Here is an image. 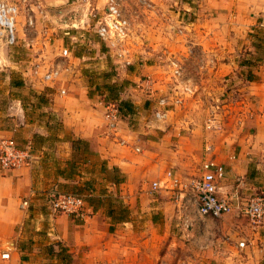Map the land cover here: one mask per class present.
<instances>
[{
  "label": "crops",
  "instance_id": "1",
  "mask_svg": "<svg viewBox=\"0 0 264 264\" xmlns=\"http://www.w3.org/2000/svg\"><path fill=\"white\" fill-rule=\"evenodd\" d=\"M179 4V11L188 12L190 17L181 34L175 33L179 27L177 9L163 11L169 22L162 23L159 13H154L155 18L146 25L154 38L151 50L156 51L162 42L164 54L148 63H141L135 54L140 62L120 66L126 80L137 85L119 99L129 100L134 108L145 102L139 99L141 93L154 95L153 90L158 89L157 95L162 94L166 81L161 79L171 75L168 60L180 65L191 93H183L182 102L173 105L160 123L134 119L130 114L120 116L115 129H109L103 119L102 96L87 91L67 95L62 89L42 107L41 121L27 124L20 98L12 100L18 121L13 120L14 126L0 124V134L13 138L21 131L25 136L21 147L30 146L34 156L29 166L0 171V264H63V255L67 256L64 264H141V256L150 255L148 247L147 252L145 249L147 231L140 229L141 223L154 227L164 220L172 229L181 227L179 209L169 192L163 188L153 191L151 184L164 181L168 171L187 181L167 162L180 164L187 158L186 150L171 146H178L186 136L181 134L189 122L181 116L188 115L183 109L184 98L195 92L198 99L200 91L207 90L191 77L225 79L215 87L219 104H215L214 161L225 169L218 195L233 197L236 211L243 204L242 194L255 189L264 192V55L258 58L259 45L251 35L260 36L264 31V0H192ZM37 7L41 13L58 11L60 16H67L57 21L58 26L72 30V38L78 35L83 44L97 46L102 58L101 41L90 28L91 19L82 0H37ZM51 20L56 21L53 16ZM160 35L163 39L154 43ZM165 35L178 37L179 42L171 39L168 43ZM84 58L94 60L92 56H74V64L79 63L80 68ZM72 70L79 72L78 67ZM141 76L149 77L151 86L146 88ZM35 135L42 137V144L34 140ZM73 141L85 142V148L75 147ZM71 163L76 173L72 179L57 174ZM43 173L49 176L44 178ZM83 184L91 188L92 200L82 218L51 215L45 201L48 189L56 185L59 191L69 192ZM25 199L29 201L27 209L21 206ZM2 254L7 258L2 259ZM150 257H154V250Z\"/></svg>",
  "mask_w": 264,
  "mask_h": 264
},
{
  "label": "rangeland",
  "instance_id": "2",
  "mask_svg": "<svg viewBox=\"0 0 264 264\" xmlns=\"http://www.w3.org/2000/svg\"><path fill=\"white\" fill-rule=\"evenodd\" d=\"M5 1H19V15L16 25L17 44L13 47H6L0 42V124L2 126L6 127L8 124L14 126L16 122L13 120L18 121L12 108L13 99L20 98L24 111L23 121L30 124L36 120L41 121L44 115L41 112L42 107L49 104L53 97L59 96L62 89L66 91L67 95L71 92L81 95L87 91L89 95L90 93L97 94L106 101L112 102L117 98L119 99L122 93H129L131 86L137 85L128 79L126 80L123 76L121 67L115 59V49L100 40L101 52L104 56L102 55V58L99 59L97 46H93L92 43L88 46L83 44L80 42L82 38L78 35L72 38V30L58 26L57 21L60 22L59 19L65 17L60 16L58 11L50 14L41 13V8L37 7V0ZM103 1L105 0H100V4H98V0H92L91 4L92 6L93 4L100 5L98 9L102 12ZM191 1L117 0L130 23V31L124 47L129 50L131 65L140 62L136 61L135 54L143 60L141 63H148L151 60H156V56L159 54L158 57H160L166 50L162 42L157 46L156 51L151 50V39L154 38L149 35L146 25L149 21L150 23L153 21L154 13H159L160 21L164 23L169 21L163 16V11L172 12L173 9H177V14H179L177 15L178 29H181L190 22V17L188 12L179 11V3H190ZM82 3L85 4L83 0ZM52 16L55 17L56 21L51 20ZM181 19L185 23H180ZM91 30L94 33V30ZM77 31L82 34L85 33V30ZM65 32L69 34H64ZM134 32L137 37H135ZM175 33L177 34V31ZM251 35L257 40L256 43L259 45L257 48L258 58L262 59L264 55V31L261 32L260 36L258 34ZM165 36L168 43L171 39L178 41V37L174 38L173 35ZM158 39L161 41L163 38L160 35V38H156L154 43H158ZM64 49L70 54L63 56ZM191 52H195L194 49ZM74 56H92L94 60L84 58V62L81 63L83 66L79 68V63L74 64ZM94 61L98 64L102 62V65L92 66L91 63ZM52 67L59 68V77L51 82L44 81L43 75ZM72 67L74 69L78 67L79 72L73 71ZM169 76L170 79H161V81H166L161 95H157L158 89L153 90L154 95H151L152 92L151 94L146 93V96L141 93L139 99L142 102L145 100V102L133 108L134 119L140 118L150 121L156 100L165 94L172 93L170 89L176 90V82L171 78V75ZM157 77L161 76L157 74ZM20 79L23 82V87L10 89V81H19ZM147 79L149 77L141 76L142 81ZM112 80L113 82H111ZM191 80L201 84L203 88L206 87L207 90L200 91L201 94L198 99L195 92L184 98L183 109L188 112V115L181 114V116L183 118L185 116L184 119L189 118V122L181 130V134L186 136L181 143H178V146H171L178 150H186L188 152L187 158H183L180 164L167 162L169 168L174 167V169L179 170L183 174H181L182 176L187 177L188 182L198 177L201 163L204 160L215 158V104H219V101H215V87L220 86L225 79L211 80L191 77ZM107 85L108 87L112 85V94L110 95L105 91ZM91 87L93 90L90 89ZM36 91H39L40 94H37ZM220 104H227V101ZM5 112L8 115L5 116ZM19 118L21 119V117ZM58 131L59 127L56 126L54 132L57 133ZM24 137L21 131H16V134L13 135V139L20 143V147L24 144ZM34 140L38 144L43 143V140L35 138ZM163 150L164 146L161 147V153ZM191 151H193L194 156L189 155ZM42 176L45 178L49 174L43 173ZM255 195L264 197V192L255 189L245 195L242 194L241 202L243 204L239 207L240 209L221 218L201 217L193 209H189L186 211L178 210L181 216L179 219L182 223L181 227L177 226L172 229L170 225H165L164 220H161L154 227L145 226L141 223L140 229L146 230L148 235L146 237L148 239V244L145 247L146 252L147 247L150 250V255L153 254L154 250L152 259L150 255L141 256V264H264V241H261L264 237V217L260 222L254 223L243 212L249 198ZM179 220L177 218V221ZM242 241L245 242L244 247L239 246ZM249 261L251 263H248Z\"/></svg>",
  "mask_w": 264,
  "mask_h": 264
},
{
  "label": "built area",
  "instance_id": "3",
  "mask_svg": "<svg viewBox=\"0 0 264 264\" xmlns=\"http://www.w3.org/2000/svg\"><path fill=\"white\" fill-rule=\"evenodd\" d=\"M88 6V17L91 19L90 28L101 41L115 49V59L123 68L132 64L129 58V50L124 47L125 40L130 31L128 18L121 10L117 0H106L102 12L96 4H91L92 0H83ZM19 15V4L0 0V39L6 47H13L17 44L16 25ZM183 22V19L180 20ZM182 28L177 30L181 34ZM63 56L69 55L67 50H63ZM171 69V78L176 82L174 93L165 94L156 100L153 114L158 119L164 120L169 109L182 102L180 96L190 94L191 88L186 80L182 78L181 67L173 59L168 60ZM60 75L58 67H52L43 75V80L51 82ZM146 88L151 86L149 79L144 81ZM180 94H179V92ZM63 93V92H61ZM103 119L109 129L114 130L118 122L119 114L117 108L112 103L103 105ZM33 153L30 146L20 147L11 137L0 134V171H11L22 166H29L32 163ZM225 177V169L216 163L214 159L208 158L201 163L198 177L189 182H182L179 177L168 171L164 181H156L151 184L153 191L163 188L169 192L173 202L179 210L193 209L201 217L221 218L233 212V197H223L218 195V184ZM45 201L51 215H66L72 218H82L85 215L86 203L83 195L71 192H61L56 185L45 192ZM29 201L23 200L22 208L27 209ZM244 214L254 223L260 222L264 217V197L255 195L250 197L243 208ZM240 247L245 246V242L239 243ZM2 259L7 258V254L1 255Z\"/></svg>",
  "mask_w": 264,
  "mask_h": 264
},
{
  "label": "trees",
  "instance_id": "4",
  "mask_svg": "<svg viewBox=\"0 0 264 264\" xmlns=\"http://www.w3.org/2000/svg\"><path fill=\"white\" fill-rule=\"evenodd\" d=\"M69 2L71 0H68ZM95 34V33H94ZM96 35V34H95ZM97 36V35H96ZM98 37V36H97ZM99 39V37H98ZM10 85L12 88H20V87H23V82L22 80L20 79L19 81H10ZM112 85H110L108 87L107 85V89H105V91L110 95L112 94ZM107 94V96H108ZM102 100H103V103L104 104H107V103H112L115 105V107L117 108V112L119 114V117L120 116H127V115H130V114H133V105L131 104V102L129 100H124V99H115L114 101H106V99H103L102 97ZM35 139L37 140H42V137L38 136V135H35L34 136ZM72 144L77 147V148H80L79 146L81 145V147H84L85 148V145L86 143L83 142V141H73ZM77 145V146H76ZM74 166L73 164H69V166H67V168H65L64 170H57V174L62 176L63 178L65 179H72V177L74 175H76V173L74 172ZM122 180V179H121ZM120 180V181H121ZM71 193H75L77 195H83V198H84V201L86 204H89L91 205V200H92V197H91V188L87 185V184H83L80 188H75L74 190L72 191H69ZM62 252H63V249H61ZM61 259V262H63V264L65 263L66 259H67V256L66 255H63L60 257Z\"/></svg>",
  "mask_w": 264,
  "mask_h": 264
},
{
  "label": "water",
  "instance_id": "5",
  "mask_svg": "<svg viewBox=\"0 0 264 264\" xmlns=\"http://www.w3.org/2000/svg\"><path fill=\"white\" fill-rule=\"evenodd\" d=\"M2 1H5V0H2ZM84 6L86 7V10H88V6L87 4L85 3ZM0 42L2 43L1 39H0ZM152 119L150 120V122H154V123H160L162 120L161 119H158V117L155 115V114H152Z\"/></svg>",
  "mask_w": 264,
  "mask_h": 264
}]
</instances>
